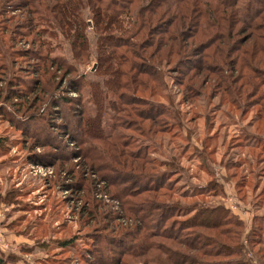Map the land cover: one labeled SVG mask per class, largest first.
Instances as JSON below:
<instances>
[{
  "label": "rangeland",
  "instance_id": "rangeland-1",
  "mask_svg": "<svg viewBox=\"0 0 264 264\" xmlns=\"http://www.w3.org/2000/svg\"><path fill=\"white\" fill-rule=\"evenodd\" d=\"M262 46L264 0H0L4 264H264Z\"/></svg>",
  "mask_w": 264,
  "mask_h": 264
},
{
  "label": "trees",
  "instance_id": "trees-1",
  "mask_svg": "<svg viewBox=\"0 0 264 264\" xmlns=\"http://www.w3.org/2000/svg\"><path fill=\"white\" fill-rule=\"evenodd\" d=\"M155 8H156V6L155 7H153L152 9H150V11L149 12H152V13H150V14H154L155 13ZM167 10V12L168 13H171L172 12V10H168V9H166ZM95 12H96V14H99V17L101 18V25H100V27L102 26L104 29L105 28H107V27H111L115 22L114 21H110V22H114V23H106V21H105V16H101V14H100V11L99 10H95ZM142 15H143V18H144V13H142ZM105 17V18H104ZM112 19V18H111ZM88 24H89V22H88ZM140 28L142 29L143 28V24L140 26ZM141 29L138 31V33L141 31ZM111 43H108L107 44V42L105 41V42H101L100 43V45H98V47H99V51H101V55H100V58H103L104 59V57H108L107 55L108 54H106V56H105V53H103L102 51H115V49H116V47L117 46H119V45H121V44H124L125 43V46H126V48H128V46L126 45V39H122L121 37H111ZM147 38V36L145 35L144 37L142 36L141 37V39H140V41L139 42H137V44H135V46L136 47H138V48H145L146 46H148V47H152V46H154V47H157V45H159V43H162L163 41H167V38H165V37H161L158 41H157V43H155V42H153V43H151L150 42V40ZM159 42V43H158ZM133 44V43H132ZM262 47H264V46H262ZM135 51V50H134ZM125 72V71H124ZM122 73V72H120V73H122L121 75H123V78H124V76L126 75V73ZM142 72H145V73H151L149 70H147L146 68H142ZM140 73V72H139ZM135 77V76H134ZM121 77H119V79H120ZM256 78V77H255ZM257 80V79H256ZM256 80H254V78H253V81L256 83L257 81ZM121 81V80H120ZM122 82V81H121ZM256 86H258V84L256 85ZM3 138L2 137H0V146L1 145H3L4 143H3ZM154 191H156L157 189H155V188H152ZM206 216H207V219L210 221V220H215V219H217V217L216 218H213V216L211 215V213L210 212H208V211H206ZM215 221H217V220H215ZM70 242H71V240H70ZM69 241L67 242V241H65V242H63L62 243V245L64 246V245H67V244H69L70 243ZM5 263V260L2 258V257H0V264H4Z\"/></svg>",
  "mask_w": 264,
  "mask_h": 264
},
{
  "label": "crops",
  "instance_id": "crops-1",
  "mask_svg": "<svg viewBox=\"0 0 264 264\" xmlns=\"http://www.w3.org/2000/svg\"><path fill=\"white\" fill-rule=\"evenodd\" d=\"M2 214L0 213V233H2L3 229L1 228V224H2Z\"/></svg>",
  "mask_w": 264,
  "mask_h": 264
},
{
  "label": "built area",
  "instance_id": "built-area-1",
  "mask_svg": "<svg viewBox=\"0 0 264 264\" xmlns=\"http://www.w3.org/2000/svg\"><path fill=\"white\" fill-rule=\"evenodd\" d=\"M255 264V263H254Z\"/></svg>",
  "mask_w": 264,
  "mask_h": 264
}]
</instances>
